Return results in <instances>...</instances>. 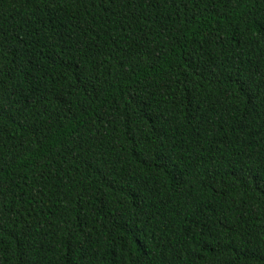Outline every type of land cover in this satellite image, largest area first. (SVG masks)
I'll use <instances>...</instances> for the list:
<instances>
[{
	"label": "trees",
	"instance_id": "trees-1",
	"mask_svg": "<svg viewBox=\"0 0 264 264\" xmlns=\"http://www.w3.org/2000/svg\"><path fill=\"white\" fill-rule=\"evenodd\" d=\"M0 264H264V0H0Z\"/></svg>",
	"mask_w": 264,
	"mask_h": 264
}]
</instances>
